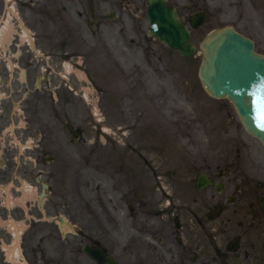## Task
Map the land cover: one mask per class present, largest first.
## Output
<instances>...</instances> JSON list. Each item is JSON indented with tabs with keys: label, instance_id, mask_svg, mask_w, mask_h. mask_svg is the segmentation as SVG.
<instances>
[{
	"label": "rangeland",
	"instance_id": "obj_1",
	"mask_svg": "<svg viewBox=\"0 0 264 264\" xmlns=\"http://www.w3.org/2000/svg\"><path fill=\"white\" fill-rule=\"evenodd\" d=\"M117 1L101 2L104 25H90L92 15L81 11L86 5L97 6L99 0H73L67 21L58 14L59 25L49 19L36 26L38 48L52 51L61 46L83 56L85 63L80 65L81 58L74 57L79 63H73L72 72L65 73L72 91L61 83L64 92L59 90L58 100L36 103L27 122L4 118L3 124L10 129L6 140L9 146L17 147L3 151L0 146V163L6 160L8 164V174L0 175V183L6 184L5 189L9 187L6 197L11 199L24 198L27 191V206L37 218L61 214L75 231H88L97 239L106 230L112 242L117 236L123 243L131 233L139 234L137 228L130 229L134 224L128 217L131 205L140 214L155 213L153 221H158L159 227L163 223L162 164L170 172L179 161L194 162L200 146L216 144L219 135L223 140L228 138L222 130L230 129L232 133L238 121L226 100L211 98L200 85V54L183 58L147 35L148 24L143 17L146 0H125L121 22L106 17L107 12L115 10ZM177 1L188 5L192 0ZM70 20L74 34L67 41L65 29ZM245 27V23L239 25L241 31L256 35V31ZM206 30L193 31L196 46ZM75 70L85 77L80 78ZM3 72L0 74L5 80L11 73ZM66 123L79 131V138L70 134ZM211 124L220 131L212 138L207 136ZM101 127L106 128L105 133ZM167 175L169 178L170 173ZM36 176L49 184L42 211L37 201L40 184L35 182ZM26 223L32 222L27 219ZM74 239V248H80L84 239ZM112 251L118 253V248ZM70 257V264H76V258L79 264L85 263L80 252ZM0 264H4L1 258Z\"/></svg>",
	"mask_w": 264,
	"mask_h": 264
},
{
	"label": "flooded vegetation",
	"instance_id": "obj_2",
	"mask_svg": "<svg viewBox=\"0 0 264 264\" xmlns=\"http://www.w3.org/2000/svg\"><path fill=\"white\" fill-rule=\"evenodd\" d=\"M170 1L178 4L176 0ZM72 2L0 0V24L11 9L30 25H36L48 15H53L56 22L58 13L61 18H64L63 14L68 15ZM115 5L120 11L118 19L121 21L122 9L125 8L118 2ZM193 6L199 10L206 9L210 14L213 12L212 20L208 19L209 26L227 20V24L240 31L239 25L245 23L248 31L257 32L253 34L254 43L264 54V0H193ZM94 15L98 24H102L104 14L101 6H96ZM65 19L68 20L69 16ZM59 54L66 55L61 49ZM27 55V60L31 61ZM28 66L34 73L42 68L33 62ZM20 83L21 86L15 87L13 93L26 94L19 109L26 118L29 111H34L36 101L47 103L51 100L55 83L40 81V86L34 89L32 81ZM5 85L0 81L2 88ZM10 106L3 105L0 127ZM242 143V150L238 149L234 155L231 149L221 155L201 153L194 164L170 171L179 174L180 187L177 196H170L165 190L164 223L160 228L152 222V214H140V210L131 207L130 216L134 224L130 229L137 228L139 234L131 233L123 243L117 236L112 242L106 230L97 239L88 231L75 234L83 237L84 244L102 250L105 248L104 255L110 253L109 249L118 248L115 259L119 264H264V146L260 140L249 138L248 134ZM165 168L163 163L161 178L167 183L169 172ZM6 214L2 209L0 216ZM11 214L20 216L19 211ZM2 233V241H9L12 236L9 230L4 228ZM146 236L149 240L145 239ZM152 239H156L158 245ZM19 242L28 264H70L68 256L74 252L75 243L72 231L63 234L57 224L29 225ZM1 255L5 257L4 252ZM86 258L84 264H99L88 256ZM4 260L13 264L6 258Z\"/></svg>",
	"mask_w": 264,
	"mask_h": 264
},
{
	"label": "water",
	"instance_id": "obj_3",
	"mask_svg": "<svg viewBox=\"0 0 264 264\" xmlns=\"http://www.w3.org/2000/svg\"><path fill=\"white\" fill-rule=\"evenodd\" d=\"M147 18L151 35L178 50L182 56L196 53L185 22L166 0H148ZM203 18V14L197 13L191 16L190 22L197 27ZM201 47L203 57L199 77L204 88L213 96L229 97L248 130L264 142V118L260 116L264 104L257 100L264 97V58L253 52L252 41L231 28L211 32ZM245 98L249 100L246 102ZM69 129L78 136L70 126ZM42 186L44 191L46 184ZM91 255L102 261L98 254L91 252ZM106 262L115 264L111 258Z\"/></svg>",
	"mask_w": 264,
	"mask_h": 264
},
{
	"label": "bare ground",
	"instance_id": "obj_4",
	"mask_svg": "<svg viewBox=\"0 0 264 264\" xmlns=\"http://www.w3.org/2000/svg\"><path fill=\"white\" fill-rule=\"evenodd\" d=\"M10 31H11V27H8V29H6V30L3 32V39L7 40V39L9 38V36H10ZM76 73H77V75H78L79 77H83V76H84V74H83L82 72L78 71V70H76ZM24 195H25V196H28L29 194H28L27 191H24ZM0 223H1V222H0ZM6 224H7L8 228L11 229V230H12L14 233H16V234H17L18 230L21 228V223H15V222H13V221H10V222H7ZM18 224H19L20 226H18ZM17 249H18V245H17L16 243H15V245H13L12 247H9V248H8V254H9V256H10L11 258L13 257V252H14L15 250H17ZM14 255H16V252H14Z\"/></svg>",
	"mask_w": 264,
	"mask_h": 264
}]
</instances>
